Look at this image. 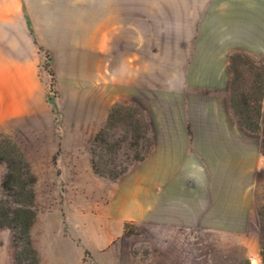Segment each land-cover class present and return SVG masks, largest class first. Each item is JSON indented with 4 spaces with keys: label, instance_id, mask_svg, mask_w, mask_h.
<instances>
[{
    "label": "rangeland",
    "instance_id": "rangeland-1",
    "mask_svg": "<svg viewBox=\"0 0 264 264\" xmlns=\"http://www.w3.org/2000/svg\"><path fill=\"white\" fill-rule=\"evenodd\" d=\"M122 3L121 46L130 57L109 52L106 61L100 50L73 43L70 68L58 67L57 74L51 49L37 43L51 52L50 61L38 49L45 101L0 123V137L45 129L54 132L52 148L60 145L50 169L57 208L39 211L30 230L38 264H252V257L264 264L262 134L242 126L231 105L229 112L216 106V57L202 52L203 40L213 35L224 38L223 52L234 43L229 35L235 28L219 25L227 21L216 14L243 10L244 0ZM77 29L84 34L85 28ZM91 29L86 37L94 45L100 28ZM138 37L139 54L131 42ZM236 50L264 65V54H229ZM91 85L92 92L86 88ZM123 88L130 94L118 97ZM116 103L140 110L153 145L144 160L109 178L90 169L87 130L101 127ZM70 159L87 161L82 181L70 182ZM5 170L0 163V181ZM11 236L10 229H0V264H16L9 262Z\"/></svg>",
    "mask_w": 264,
    "mask_h": 264
},
{
    "label": "trees",
    "instance_id": "trees-1",
    "mask_svg": "<svg viewBox=\"0 0 264 264\" xmlns=\"http://www.w3.org/2000/svg\"><path fill=\"white\" fill-rule=\"evenodd\" d=\"M38 49L51 61L50 51L41 46ZM254 58L239 50L229 54L230 105L242 126L261 132L264 146V65H258ZM50 75L55 76V71ZM87 132L91 139L87 159L90 169L109 178L120 177L130 166L144 160L153 145L140 110L123 103L111 107L103 125L95 132ZM53 135V131L29 129L0 137V163L6 165L0 181V229L8 228L12 234L9 262H39L30 230L39 211L57 208L56 185L50 178V169L57 163L60 145L57 144L56 150L52 148ZM87 161H68L70 182L82 181ZM19 241L21 245L17 244Z\"/></svg>",
    "mask_w": 264,
    "mask_h": 264
},
{
    "label": "crops",
    "instance_id": "crops-1",
    "mask_svg": "<svg viewBox=\"0 0 264 264\" xmlns=\"http://www.w3.org/2000/svg\"><path fill=\"white\" fill-rule=\"evenodd\" d=\"M216 15V19L227 21L219 25L235 28L229 35L230 41L234 38V43L223 52L224 38L213 35L202 41L206 44L202 52H210L216 57V106H225L224 111L229 112V76L226 69L229 51L244 49L264 54V0H244L243 10L220 9ZM214 25H217L216 22ZM124 27V5L119 4V0H0V123L12 116L22 115L30 108L39 107L45 101L39 95L45 85L38 76L41 55L35 39L38 44L51 49L58 74V67L66 70V66L70 68L72 64V56L68 53H72L73 43L80 45L83 42L88 50H100L101 57L106 61L109 52H115L112 57L117 59L130 57L125 55L121 46ZM43 28H48L47 33L53 35L52 42L45 39ZM67 28L69 37L66 35ZM73 28H85L84 34L78 29L74 32ZM91 28H100L99 39L94 45L86 37V31ZM131 42L133 47L136 43L139 54L140 38H133ZM132 52L134 58L135 49ZM88 78L92 83L93 73ZM86 88L90 92L93 90L92 85ZM129 94L123 88L118 97L125 98ZM157 148L160 154L167 151L162 143Z\"/></svg>",
    "mask_w": 264,
    "mask_h": 264
},
{
    "label": "built area",
    "instance_id": "built-area-1",
    "mask_svg": "<svg viewBox=\"0 0 264 264\" xmlns=\"http://www.w3.org/2000/svg\"><path fill=\"white\" fill-rule=\"evenodd\" d=\"M251 263L252 264H256L257 263V258L256 257H252L251 258Z\"/></svg>",
    "mask_w": 264,
    "mask_h": 264
}]
</instances>
